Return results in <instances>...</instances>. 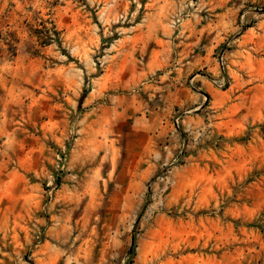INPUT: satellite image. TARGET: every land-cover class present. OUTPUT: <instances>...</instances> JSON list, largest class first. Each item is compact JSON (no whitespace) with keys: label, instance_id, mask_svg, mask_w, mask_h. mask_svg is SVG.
<instances>
[{"label":"rangeland","instance_id":"obj_1","mask_svg":"<svg viewBox=\"0 0 264 264\" xmlns=\"http://www.w3.org/2000/svg\"><path fill=\"white\" fill-rule=\"evenodd\" d=\"M204 2L0 0V207L10 214L0 264L28 260L33 224L67 263L264 264V88L253 72L264 58V0H216V12L228 8L213 55L225 51L226 99L175 110L176 131L160 143L170 158L162 154L141 190L115 188L139 174L96 139L120 137L96 115L109 95L132 90L146 43L168 37L158 26L168 21L183 40L185 20L213 18ZM241 36L247 61L231 63L230 80ZM187 115L201 121L188 126Z\"/></svg>","mask_w":264,"mask_h":264},{"label":"crops","instance_id":"obj_2","mask_svg":"<svg viewBox=\"0 0 264 264\" xmlns=\"http://www.w3.org/2000/svg\"><path fill=\"white\" fill-rule=\"evenodd\" d=\"M205 1L208 10H215L213 18L205 21L201 16L194 14V20L191 19L190 23L189 18L185 20L182 23L185 34L183 40H179V42L173 36L174 31L170 23L162 22L158 26L159 33L166 34L168 37L157 36L153 38V44L146 43V46H149L147 67L143 71L137 72L131 79L132 90L128 94L109 95V102L102 110L103 115H96L95 119L98 121L103 119L111 126V132H116L115 135L120 136L106 140L96 136L100 144L98 145L107 151L115 150L117 159L121 158L122 160L120 166H131L133 172L139 174L134 182L136 185L116 184V189L141 190L145 181L148 180V175L152 174L155 162L162 157V154L165 158H170V150L164 152V148L168 146L161 147L160 143L163 142L166 135H169L170 132L172 135L176 131L175 128L168 127L176 109H188L195 105L203 106L205 104L216 106L217 104L221 105L226 99L224 94L228 88L222 89L214 86L209 77L219 79L222 72L213 55L223 38L221 30L228 29V21L224 18V15L227 16L228 8L225 9L226 11L216 12L217 7H221L222 3L218 4L216 0ZM179 5L180 3L177 4V11L181 9ZM244 40L241 36L236 48L230 50V68L228 69L230 80L231 77L233 78L231 70H234L231 68L233 67L231 63L235 59L240 60V56H243V63L247 61ZM177 46L180 48L177 49ZM256 61L258 64L253 63V72L260 80L258 88L262 89L264 88V58ZM192 76H194L192 79L197 86L195 89L186 85ZM200 121L201 117L200 119L199 117L193 118L190 115L183 119V122L188 126L192 122ZM114 125L122 126L121 132L115 131ZM172 125L174 126L173 123ZM105 156L109 158L107 155ZM127 157L129 161H125ZM112 164L119 165L118 162ZM107 188H109V182L104 181L100 182L95 189L105 190ZM85 189L87 190V188ZM133 201L134 198H132ZM6 206L2 204L0 207V232L3 231L4 224L10 220ZM22 208H24L23 203H21ZM15 220L17 219H13V221ZM54 251L57 254L49 253L46 243H42L38 249L37 257L30 264H85L60 261L62 253L58 254L56 247H54Z\"/></svg>","mask_w":264,"mask_h":264},{"label":"built area","instance_id":"obj_3","mask_svg":"<svg viewBox=\"0 0 264 264\" xmlns=\"http://www.w3.org/2000/svg\"><path fill=\"white\" fill-rule=\"evenodd\" d=\"M195 3L196 2L191 1L189 3V5L193 6ZM179 21H180V18H177L174 21V24L179 23ZM216 59H217L219 66L221 68H223L224 63H225V61H224L225 60V51L221 50L219 53H217ZM211 82L213 83V85H216L219 88H222L225 85L224 78H221L218 80L212 79ZM32 226H33L32 227L33 234L31 235V241L29 242L28 247H27V251H26L28 260H24V264H30L31 263L30 260L33 256L35 248L38 247L39 244H41L42 239H43V234H44L43 229H40L35 224H33ZM19 264H21V263H19Z\"/></svg>","mask_w":264,"mask_h":264},{"label":"trees","instance_id":"obj_4","mask_svg":"<svg viewBox=\"0 0 264 264\" xmlns=\"http://www.w3.org/2000/svg\"><path fill=\"white\" fill-rule=\"evenodd\" d=\"M53 28H54V27H53ZM54 32H55V30H54ZM40 33H42L41 30H40ZM53 34H54V33H53ZM55 34H57V33L55 32ZM50 36H53V35H50ZM39 38H41V37H39Z\"/></svg>","mask_w":264,"mask_h":264}]
</instances>
